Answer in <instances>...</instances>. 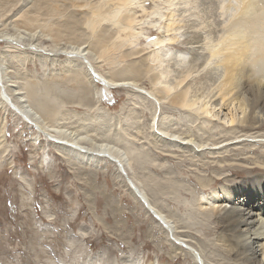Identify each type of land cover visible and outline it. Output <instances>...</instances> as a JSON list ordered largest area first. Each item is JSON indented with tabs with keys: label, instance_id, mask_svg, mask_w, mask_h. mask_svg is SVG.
<instances>
[{
	"label": "rangeland",
	"instance_id": "obj_1",
	"mask_svg": "<svg viewBox=\"0 0 264 264\" xmlns=\"http://www.w3.org/2000/svg\"><path fill=\"white\" fill-rule=\"evenodd\" d=\"M67 1L0 0V58L5 63H0V264H234L226 251L219 249L222 243L217 242L214 215L202 211L200 201L219 198L223 188L241 183L246 175L239 176L238 169L264 166V127L226 124L229 111L221 109L213 96L223 68L216 66L220 57H210L208 47L223 38L229 24L233 26L236 19L239 22L246 1L248 8H254L248 9V17L264 21V0H136L130 6L131 13L141 20L136 31L144 37L122 50L150 48L146 44L160 33L175 36L164 65L145 60L140 66H146L147 61L154 72L164 68L168 83L189 74L179 90L188 88L190 98H199L197 106L210 100L207 104L216 116L211 120L216 122L199 114L168 111L167 101L158 104L148 92L149 74L134 90L124 85L106 90L110 75L116 79L118 72L120 76L129 69L132 73L144 69L127 68L131 60L122 58V51L102 62L86 56L89 61L69 60L61 52L88 38L90 15L86 13L92 2L104 0ZM230 1L239 5L233 4L234 8ZM228 3L233 9L228 10L232 16L227 19L220 7ZM152 11L156 14L151 15ZM169 14L174 24L166 33L162 27ZM117 27L103 23L98 34L105 39L101 42L110 45L107 39ZM238 27L239 31L240 22ZM95 41L92 39L94 54L98 49ZM52 46L59 52H52ZM253 54L245 68L249 78L238 82L242 93L249 85H258L264 92V54L259 58L258 53ZM137 57L141 59V55ZM179 57L184 60L183 68L177 64ZM77 60L88 73L82 79L93 87L94 103L86 96L79 104L75 97L79 88L71 82L62 83ZM35 80L58 81L64 93H75L72 102L64 97L62 117L55 126L73 134L74 139L82 133V141L52 134L36 117L24 112L26 102L20 104L21 95H13L9 89L21 94ZM48 88H52L50 84ZM165 118L171 120L167 127V133L174 135L171 141L158 123ZM124 119L132 123L127 125ZM104 138L115 153L93 148L91 144ZM127 153L138 157L143 167L133 163L129 167ZM121 157L124 160L120 161ZM254 159L256 162L250 161Z\"/></svg>",
	"mask_w": 264,
	"mask_h": 264
},
{
	"label": "bare ground",
	"instance_id": "obj_2",
	"mask_svg": "<svg viewBox=\"0 0 264 264\" xmlns=\"http://www.w3.org/2000/svg\"><path fill=\"white\" fill-rule=\"evenodd\" d=\"M168 1L171 2L172 0H168ZM243 1L242 3L240 2L242 5H243ZM134 2H136V0H104L101 2L96 1L94 4L92 2L91 8L86 13L90 15V16L87 15L90 20L86 22L87 23L86 27L89 30L90 35L88 36V38L87 37H85L86 39L81 38L78 41V43L70 45L68 48H71L72 50L65 51L66 50L65 49L61 53L68 55L69 60H72L74 58H80L82 60H86L87 59L85 58L86 56L90 60L95 58L93 59L95 62H102L103 60H110L112 53L116 51H122L123 52L122 58L131 60L130 65L127 68H130V67L133 68L134 66L141 67L140 62H143L144 64L145 60L151 63L154 62L159 67L164 65V61H166L165 57L170 52L168 50L169 48L168 45L172 46L175 40V36L171 37V34L163 35V33L162 34L160 33L159 37L156 38V40H153L150 43L146 44L150 48L142 47L139 49L138 47H136L138 49H135V51H130V52L129 51L126 52L122 50V48H124L125 45L129 47L133 46L134 43L136 42L138 43L139 39L141 38L143 39L144 37L142 32L136 31L137 27L140 26L141 20L135 17L134 14L136 13L134 14L131 13L132 9L130 6H134ZM231 2L232 1H230V3ZM246 2H244L245 6L243 5V7H241L243 8L242 9L243 11L241 12L240 18H239L240 19L239 22L242 28H240V30L238 31L239 22H238V19H236L237 20L236 22L238 23L235 22L233 26L229 24L230 27L228 25V28H227L228 30L226 34L223 36V38H220L218 42L214 44V46L211 44L212 46L208 48H209L210 57H214V58L220 57V59L218 60V63H216V66L223 68V78L219 81V83L215 87L216 92H214L215 94L213 96L215 97V100L218 101L220 105L219 107L221 109L224 108L225 110L226 108V111L227 110L229 111V114L228 113L225 114V118L227 119L226 124H230L231 126L235 124V122H237V123H240L245 128H252V127L255 128V126L264 127V92L258 88L259 87L258 85H257V88H253L252 86L249 85L250 87L248 86L246 89H244V92L242 93L239 90L240 86L238 82L239 80H242L243 78L245 79L249 78V75L246 74L247 70L245 68L246 66H248L247 60L249 59L250 56H252L253 52L254 54L258 53L256 54L257 56L260 55V57H263L262 54H264V27H263L264 21L261 17L258 18V16L256 18H252L249 15L248 17L247 15L248 9L254 10V8H248L250 7V5H246ZM233 4L235 3H231V5L234 7L235 5L237 6L238 3L235 5ZM228 5L227 7L223 6L222 9L220 7L221 15L222 16L226 15L227 19L230 18L229 16H232V15H229L228 13V10H230L232 6L230 5L228 6ZM58 6L60 8L59 4ZM233 7L231 9H233ZM236 10H234L233 12L236 13L235 12ZM230 12L232 11L230 10ZM151 13H152L151 15L156 14L155 11H152ZM233 15L235 16V14ZM168 16H167L168 18L165 22L164 27H162L166 33L172 31L173 29L172 26L174 24L171 18L172 14H169ZM243 17L244 19L243 21H241L242 20L241 18ZM28 21L33 22L30 19H27V20L25 19V22H28ZM105 22L110 23L113 27L118 26L117 30H114V33L110 35L109 37L110 39H107L108 41L110 40V45L108 43L101 42L105 39H103L104 38L103 36L102 38L101 36L98 35L99 30L102 28L103 23ZM234 25H236V27H234ZM241 29H243L244 31H242ZM106 31L102 30V32L104 33ZM73 35L75 36L74 33ZM51 37L52 39H54L53 36ZM78 38L79 37H76L74 41ZM6 39H10V38L6 37ZM56 39H54V42ZM92 39L96 40L95 44L97 43L96 46L98 49L96 48L97 49L96 54H94L93 52L95 45L93 44L92 46ZM139 44H142V42H140ZM51 51L59 52V50L55 49V46H52ZM137 55H141V59L137 60L136 58L139 57V56L137 57ZM181 55H183V53ZM1 58H0V63H4L3 59ZM257 58H259V56ZM88 59L86 61H89ZM251 59L254 60L255 58L254 59L251 58ZM147 61L145 62L146 66L145 65L142 66L144 67L143 71L140 70V72L138 73L137 72L132 73L133 70L129 69L127 71L129 74H127V72L126 73L123 72L122 75L119 76L118 75L119 72H118L116 79H113L114 77L112 78V75L110 76L108 75L110 82L106 81L107 83H105L104 85L106 90H109L112 85H114L115 87H118V86L120 87L124 85V86L131 88V90L132 89L134 90L136 89V86H141L144 84L142 82V78L146 77L147 74H149V84L147 85V87H149L150 89L148 90V92L150 93V97L154 96L158 104L160 102L165 103L167 101L165 103L166 105L165 109L168 108L167 109L168 111L177 112L183 115L184 114H187V115H193V114L198 115L199 114V115H202L203 118L207 119L210 122L215 121V120H211V118L216 117V116L213 115L211 111L212 109H210L211 106L210 107L208 106V104L210 103L209 102L210 100L203 103L202 105L201 104L198 105L200 106L198 110V108L196 109L195 106H197L198 101H200L199 98L198 99L190 98L188 96V92H189L187 90L188 88L186 89L182 88L179 90V87H181V85H183L186 79L190 77L188 76L189 74L188 75L184 74L183 73L184 71H182L183 74L180 80L176 81L175 83H168L165 81L166 77L168 76L166 75L167 70H164V68H161L162 70H159L158 72H154L153 69L149 66ZM178 61L179 62L176 61L177 64L180 65L178 66L182 67L183 66L182 63L184 62L182 57L181 58L179 57ZM84 65L88 66L87 63H84ZM70 66L72 67V69L70 71L68 70L66 71L68 72L67 74H69L68 79L66 80V82L62 81V83H66V85H70L69 82H71V84L73 83L74 88H79V89H76L77 90L76 93L77 95H79V97H77V95L75 96L77 100L79 101L78 102L79 104H81V101L84 100L86 96L90 98L92 102L94 103L95 96L93 93V87L90 85L89 81H87L85 84V80L83 81L82 79L83 77H85L86 79L88 77V73L86 72V70H84L83 66L81 65L80 62H78V60L75 61L73 65H70ZM3 77L7 78V74H4ZM13 78H16V77H13ZM10 82L12 83L13 81H9V83ZM49 82H46V81L39 82L35 80L33 81V85H29V89L24 88L23 91L25 90V92L21 91V94L17 93L19 91L13 88L12 90L10 88L9 91H11L13 95L14 94L21 95V98L23 101H21L20 104L26 102V105H27L26 111L24 112L29 113L32 117H36V119H38V121L42 124V126L46 130H48V132L52 134H56L58 136L67 137V139L69 140H73L74 139L73 134H70V132L67 133L65 130L60 129L61 127H56L55 124H56L57 118L62 117L61 115H62L63 110H62L61 105L63 103V100H66V99L68 100L69 98V100L71 99V102H72V100L75 99L74 97L75 93L72 94L68 91L69 94H66L64 93L63 90L59 89L58 87V84L60 86V84L62 85V83L58 81H57L58 84H56L57 82L56 83L54 82L49 83ZM45 84H46L45 89L42 88L41 91H39L38 87H40L41 85H45ZM48 84L51 85L54 92L51 90L52 88L51 89L48 88ZM26 87H28V84ZM243 94H246V97H243L242 96ZM136 96L139 97L141 95H136ZM64 97L65 98L67 97V98L65 99ZM139 98H142L143 100H148L146 99L145 96L139 97ZM21 106L23 107V105ZM195 109L198 110L199 112L198 111L196 112ZM127 119L126 120L124 119V122H126V124L128 125L127 122H129V120L127 121ZM170 122L171 120L166 119V118L160 119V121L158 122L161 127V132L163 134H166L168 132L167 127H169ZM243 133H245L244 135L247 136L246 132H243ZM78 134L80 135L75 136V139H74V140H77V142L82 141L83 138H85V136H82L83 135L82 133H78ZM167 134H166V137L169 136L168 139L172 137V139L170 138L169 141L173 140L174 135L170 136L171 134L170 135L169 134L167 135ZM107 139L104 138L103 141L93 143L91 145H93L94 146L93 148L98 149V151L101 153H107V154H111L112 152L115 153L116 150L114 149L113 146H111L110 143H108ZM116 145L122 146L120 143L118 144L116 143ZM122 147L124 148V146ZM130 154L131 153H127V157L128 155L130 156V163H128V166L131 167V164L133 163L135 164V166L143 167L141 160L138 157L134 156L133 154L131 155ZM121 160H124V158L122 159L121 157L120 161ZM258 160H259V155H258ZM250 161L256 162L255 159L250 160ZM258 165H261V164H258ZM236 172L237 174L239 173L238 174L239 176L246 175V178L241 183L235 182L231 187H228V189L227 187L223 188L221 190L222 194L219 198L215 196L213 197L211 196L210 198H208L209 201H207L208 199H202V201H200L201 210L204 212L209 211L214 215L215 221L217 223V231L219 234L217 238V242H218V245H220L219 243H222V247H219V249L226 251L227 255L231 257V260L234 264H264V166L261 167V166L254 165V167H251V168L242 167L241 169H238ZM140 183L142 184L143 186L142 188L145 190V192L147 191L149 193V189L147 185L142 183V181ZM147 192L146 194H148Z\"/></svg>",
	"mask_w": 264,
	"mask_h": 264
}]
</instances>
